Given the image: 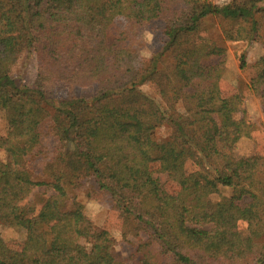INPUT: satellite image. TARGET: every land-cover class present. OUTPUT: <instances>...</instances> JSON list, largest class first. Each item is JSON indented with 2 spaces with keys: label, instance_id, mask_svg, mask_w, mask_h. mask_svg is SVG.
Wrapping results in <instances>:
<instances>
[{
  "label": "trees",
  "instance_id": "16d2710c",
  "mask_svg": "<svg viewBox=\"0 0 264 264\" xmlns=\"http://www.w3.org/2000/svg\"><path fill=\"white\" fill-rule=\"evenodd\" d=\"M210 17L225 40L264 49V0H0V110L8 127L0 139L8 156L0 160V223L26 232L20 250L0 235V264H264V164L237 156L222 137L244 126L245 110L239 93L224 92L225 49L198 39ZM154 21L163 23L165 42L139 70L133 43ZM25 49L36 60L31 85L13 77ZM239 68L250 69L249 90L264 101V57L249 67L243 52ZM145 82L167 111L141 92ZM89 86L90 100L76 93ZM48 106L57 145L45 182L22 162L47 148ZM163 125L171 132L160 142ZM156 171L178 191L165 189ZM90 177L97 184L90 191L111 196L125 239L136 242L127 259L77 200ZM37 187L52 192L38 210L27 200Z\"/></svg>",
  "mask_w": 264,
  "mask_h": 264
},
{
  "label": "rangeland",
  "instance_id": "374dc122",
  "mask_svg": "<svg viewBox=\"0 0 264 264\" xmlns=\"http://www.w3.org/2000/svg\"><path fill=\"white\" fill-rule=\"evenodd\" d=\"M217 6L229 3L231 0H212ZM125 23L122 22V25ZM163 23L154 21L146 29L138 32L136 41L133 43L135 49L139 53L137 67L144 70L150 60L156 56L161 50L165 42L162 35ZM222 23L214 17L204 21V27L198 34L199 41L204 45L217 44L222 46L226 52V68L224 76V92L239 93L243 98V107L245 114V124L242 128H227L222 131V137L233 147V151L237 156H257L264 164V101L256 97L249 90V73L243 72L239 68V55L246 53V60L251 67L262 57H264V49L262 45L256 41L250 42H232L223 38L221 32ZM164 59V57H162ZM168 62V61H166ZM165 62V63H166ZM36 76V60L32 51L25 49L22 53L21 60L13 72V77L21 85H31ZM142 93L154 99L163 110L167 111L166 105L162 101L158 88L150 83L145 82L139 86ZM79 96L90 100L94 94V87H79L76 89ZM63 91H57L55 97L62 96ZM49 117L46 118L43 131L46 136V150L40 155L28 154L23 159L24 167L29 171L36 181L49 182L46 167L49 158L57 145V139L51 135L52 126L51 113L52 107L48 106ZM4 110H0V139L8 136V127L4 118ZM243 114V113H242ZM242 114L236 117L241 119ZM171 129L168 125H163L157 130V139L162 142L169 138ZM0 160L8 162V156L4 150H0ZM156 170V168H155ZM155 176L159 179L165 189L171 192L178 191V185L169 180L165 173L156 171ZM96 182L92 177L84 181L81 191L78 193L77 200L84 205L86 215L91 219L93 225L97 229L107 230L115 239V255L121 259H127L134 249L136 242L134 240L125 239L124 222L119 217V213L112 206V198L106 193H92L91 188L96 186ZM232 188L220 187V194L224 197L232 196ZM52 192L44 187H37L28 197V201L36 204L37 210L44 198L48 197ZM218 195H213L211 201L218 200ZM244 199L243 202H247ZM245 225L244 223L242 224ZM0 235L5 243L12 249L20 250L25 242L26 232L19 228L5 226L0 223ZM126 264H130L129 261Z\"/></svg>",
  "mask_w": 264,
  "mask_h": 264
}]
</instances>
